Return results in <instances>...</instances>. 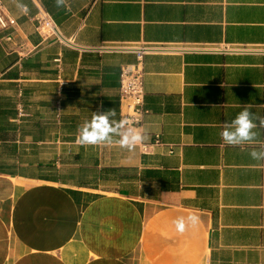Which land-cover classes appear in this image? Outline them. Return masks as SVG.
Segmentation results:
<instances>
[{"label": "crops", "instance_id": "obj_1", "mask_svg": "<svg viewBox=\"0 0 264 264\" xmlns=\"http://www.w3.org/2000/svg\"><path fill=\"white\" fill-rule=\"evenodd\" d=\"M0 2V264H264V162L249 156L264 129L220 137L244 107L264 116V0ZM145 46L149 139L77 143L93 113L119 121L120 69Z\"/></svg>", "mask_w": 264, "mask_h": 264}, {"label": "clouds", "instance_id": "obj_2", "mask_svg": "<svg viewBox=\"0 0 264 264\" xmlns=\"http://www.w3.org/2000/svg\"><path fill=\"white\" fill-rule=\"evenodd\" d=\"M18 9L27 12L28 7L22 0H14ZM57 8L68 9V0H55ZM116 111L109 110L93 113L92 119L80 128L77 143L81 145H99L116 143L129 152L135 151L137 145L146 142L149 137L145 132L129 126L127 120H115ZM257 129H264V116H258L244 107L234 119L226 121L220 132V137L229 146L251 144L256 141ZM118 137V139H117ZM251 159L264 162V146L254 148L249 152ZM195 217H179L173 221L178 231H184L187 222H195Z\"/></svg>", "mask_w": 264, "mask_h": 264}, {"label": "built area", "instance_id": "obj_3", "mask_svg": "<svg viewBox=\"0 0 264 264\" xmlns=\"http://www.w3.org/2000/svg\"><path fill=\"white\" fill-rule=\"evenodd\" d=\"M37 31L41 36L58 37V31L55 23L45 12H40L37 21ZM12 21L8 20L6 14L2 10L0 2V31H5L9 28ZM8 31V30H7ZM6 40L12 39V33L7 32L4 36ZM156 48L155 46H145L137 51V63L133 65H124L120 69L119 75V100L123 106L120 113L119 121L127 120L129 126L138 127L145 110L143 108V72L140 66V59L143 52ZM157 142V140H155ZM146 149V145H143Z\"/></svg>", "mask_w": 264, "mask_h": 264}]
</instances>
